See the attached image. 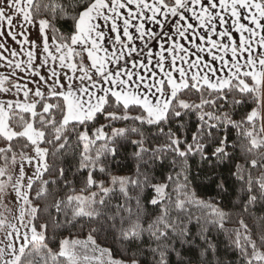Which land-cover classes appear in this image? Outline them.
I'll return each mask as SVG.
<instances>
[{
    "label": "snow or ice",
    "instance_id": "obj_1",
    "mask_svg": "<svg viewBox=\"0 0 264 264\" xmlns=\"http://www.w3.org/2000/svg\"><path fill=\"white\" fill-rule=\"evenodd\" d=\"M193 208L197 264H264V0H0V264H191Z\"/></svg>",
    "mask_w": 264,
    "mask_h": 264
},
{
    "label": "trees",
    "instance_id": "obj_2",
    "mask_svg": "<svg viewBox=\"0 0 264 264\" xmlns=\"http://www.w3.org/2000/svg\"><path fill=\"white\" fill-rule=\"evenodd\" d=\"M133 151L131 146L127 149V156L129 158L125 157V150L121 149V154L116 157L115 160L110 161L111 169L116 174H129L130 169L132 168L133 161L130 159V154ZM213 162L208 161H202L199 156L194 157L189 160V171L187 173L188 179H189V187L197 193V195L200 198L203 199H212L216 203H218L221 207H230L231 203L234 201L235 197L232 195V188L230 183L225 185L226 191L225 192H219L217 189V184L220 182V179L223 177H226L229 175L228 168L224 165L217 166L215 168H212L210 165ZM68 169V176L69 179L72 177V168L69 166L68 163L64 165ZM171 171V166L168 164V162H165V167L161 169L159 165H157V176L159 177L161 172L164 174H167ZM150 195H154V193H151ZM257 214H260V210L257 208L256 210ZM193 214V223L190 225V232L191 236L189 237V240L191 242V250H189V245L184 244L181 245L178 241L176 242V248L178 251L182 252V255L187 259L191 258V264H197V260L199 257V249L204 245V242L199 238L197 235L199 228L195 223V217L199 215L198 210L195 208L192 209ZM251 223V221H247ZM233 225H228V227H232ZM209 239L214 243L219 244L220 249V258L221 259H232L230 255H224V248L226 246L227 238L222 235L221 233H218L215 231V229L210 230ZM153 247L155 245H152ZM142 247H148L147 244L142 245ZM145 256L147 257V260L151 259L150 252H146ZM176 256H172V264H175L176 262ZM147 260L143 261L142 264H147Z\"/></svg>",
    "mask_w": 264,
    "mask_h": 264
},
{
    "label": "crops",
    "instance_id": "obj_3",
    "mask_svg": "<svg viewBox=\"0 0 264 264\" xmlns=\"http://www.w3.org/2000/svg\"><path fill=\"white\" fill-rule=\"evenodd\" d=\"M9 43L11 44V41H9ZM13 47H15V45H13Z\"/></svg>",
    "mask_w": 264,
    "mask_h": 264
},
{
    "label": "rangeland",
    "instance_id": "obj_4",
    "mask_svg": "<svg viewBox=\"0 0 264 264\" xmlns=\"http://www.w3.org/2000/svg\"><path fill=\"white\" fill-rule=\"evenodd\" d=\"M124 175V174H123Z\"/></svg>",
    "mask_w": 264,
    "mask_h": 264
}]
</instances>
